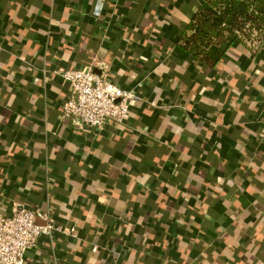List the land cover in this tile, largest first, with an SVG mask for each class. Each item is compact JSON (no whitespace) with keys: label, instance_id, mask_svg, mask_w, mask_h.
<instances>
[{"label":"crops","instance_id":"obj_1","mask_svg":"<svg viewBox=\"0 0 264 264\" xmlns=\"http://www.w3.org/2000/svg\"><path fill=\"white\" fill-rule=\"evenodd\" d=\"M201 8L0 0V213L62 227L26 264H264V37L234 33L210 66L183 47ZM98 63L139 97L101 131L62 117L58 74Z\"/></svg>","mask_w":264,"mask_h":264},{"label":"built area","instance_id":"obj_2","mask_svg":"<svg viewBox=\"0 0 264 264\" xmlns=\"http://www.w3.org/2000/svg\"><path fill=\"white\" fill-rule=\"evenodd\" d=\"M101 13V6L95 11ZM70 95L62 105L64 119L89 130H103L110 121L124 123L138 95L118 86L103 63L77 69H59ZM39 219L41 222H39ZM62 232L47 213L37 208L15 206L9 215L0 213V264H26V253L44 235Z\"/></svg>","mask_w":264,"mask_h":264},{"label":"trees","instance_id":"obj_3","mask_svg":"<svg viewBox=\"0 0 264 264\" xmlns=\"http://www.w3.org/2000/svg\"><path fill=\"white\" fill-rule=\"evenodd\" d=\"M213 9L201 8L194 16L192 29L183 47L213 66L216 61L208 55V50L213 46L228 44L231 36L239 32L241 38L251 47L262 46L264 37V6L262 0H208ZM230 18V24L223 23ZM255 249L246 251L247 264L255 256Z\"/></svg>","mask_w":264,"mask_h":264}]
</instances>
